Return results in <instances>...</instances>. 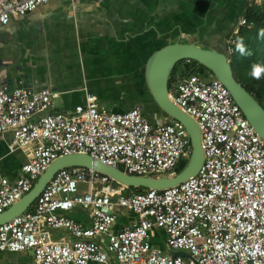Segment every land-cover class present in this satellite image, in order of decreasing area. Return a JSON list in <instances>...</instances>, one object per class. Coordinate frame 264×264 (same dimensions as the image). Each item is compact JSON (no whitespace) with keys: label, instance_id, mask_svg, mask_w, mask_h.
Wrapping results in <instances>:
<instances>
[{"label":"built area","instance_id":"obj_1","mask_svg":"<svg viewBox=\"0 0 264 264\" xmlns=\"http://www.w3.org/2000/svg\"><path fill=\"white\" fill-rule=\"evenodd\" d=\"M49 2L0 0V25ZM168 92L200 130L203 163L195 175L167 189L131 192L94 170L64 168L31 210L0 225V253L32 251V264H264V140L215 78L195 72ZM56 97L48 89L0 88V134L11 135L10 152L27 157L21 176L0 179V214L63 156L88 155L151 177L174 176L189 160L190 139L177 121L151 126L139 107L107 111L90 93L63 114L54 111ZM74 208L88 212V227L65 216Z\"/></svg>","mask_w":264,"mask_h":264},{"label":"crops","instance_id":"obj_2","mask_svg":"<svg viewBox=\"0 0 264 264\" xmlns=\"http://www.w3.org/2000/svg\"><path fill=\"white\" fill-rule=\"evenodd\" d=\"M263 0H50L34 12L0 25V88H27L55 93V112L70 114L94 94L107 111L122 113L139 107L151 126L171 123L153 103L144 66L158 49L179 40L216 49L234 59L232 72L264 106V79L249 75L254 62L264 63L262 26L246 22V9ZM251 55L235 51L237 34ZM233 52H228L230 40ZM179 79V80H178ZM174 80L181 81V78ZM178 80V81H176ZM10 134H0V179L21 176L26 154L10 152ZM88 227V212L65 214ZM129 218L135 219L130 214ZM32 264L27 253H0V264Z\"/></svg>","mask_w":264,"mask_h":264},{"label":"water","instance_id":"obj_3","mask_svg":"<svg viewBox=\"0 0 264 264\" xmlns=\"http://www.w3.org/2000/svg\"><path fill=\"white\" fill-rule=\"evenodd\" d=\"M182 61H193L210 72L229 91L233 101L255 132L264 140V108L235 79L231 65L224 52L203 49L198 43L182 44L177 40L155 51L144 66V78L153 103L169 119L181 123L190 139L192 152L185 168L174 176H134L107 167L88 155L63 156L55 160L39 177L32 190L0 214V225L11 221L30 209L43 189L60 170L69 167H84L108 176L111 180L128 189L163 190L189 179L197 173L203 163L200 130L197 124L184 114L169 98V81L174 67ZM32 257L33 252H27ZM172 256L186 254L171 252Z\"/></svg>","mask_w":264,"mask_h":264},{"label":"trees","instance_id":"obj_4","mask_svg":"<svg viewBox=\"0 0 264 264\" xmlns=\"http://www.w3.org/2000/svg\"><path fill=\"white\" fill-rule=\"evenodd\" d=\"M263 19H264V0L262 1V3L259 6L251 5L250 7H248L246 9V20H247L246 22L252 23L254 25V27L255 26H262L263 25ZM239 36H240V32L237 34L236 38ZM233 64H234V59H232L230 61L231 68L233 67ZM195 72H198L204 78L208 79V73L209 72L204 67L198 65L196 62H193V61H188V62L182 61L174 67V69L170 75L169 84L171 85L174 82L177 74H180L181 75L180 78L183 79V78H185V77H187V76H189ZM245 89L252 95V93H253L252 90L247 89V88H245ZM252 96L264 108V106L259 102V97L254 96V95H252ZM186 164H187V162H181L176 169V173H180L185 168ZM128 191L143 192L145 190L144 189H128ZM30 210H31V208H30Z\"/></svg>","mask_w":264,"mask_h":264},{"label":"clouds","instance_id":"obj_5","mask_svg":"<svg viewBox=\"0 0 264 264\" xmlns=\"http://www.w3.org/2000/svg\"><path fill=\"white\" fill-rule=\"evenodd\" d=\"M258 39H264V28H260L257 33ZM235 51L239 53L241 57L251 55V51L245 43L243 37H238L235 41ZM249 75L253 80L264 79V63L254 62L250 66Z\"/></svg>","mask_w":264,"mask_h":264},{"label":"rangeland","instance_id":"obj_6","mask_svg":"<svg viewBox=\"0 0 264 264\" xmlns=\"http://www.w3.org/2000/svg\"><path fill=\"white\" fill-rule=\"evenodd\" d=\"M181 75L180 74H177L176 75V79H178ZM213 76L212 74L209 72L208 73V79H211ZM179 80V79H178ZM176 80V81H178ZM174 83V82H173ZM173 83L171 85H169L170 87L173 85ZM185 161V160H184ZM118 223H121V219L118 220ZM53 235L54 237H59V236H63V235H66L64 231H53ZM24 264H29L28 261H25Z\"/></svg>","mask_w":264,"mask_h":264}]
</instances>
